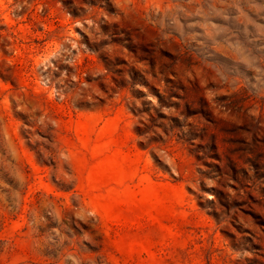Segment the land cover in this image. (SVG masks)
<instances>
[{
	"label": "rangeland",
	"instance_id": "obj_1",
	"mask_svg": "<svg viewBox=\"0 0 264 264\" xmlns=\"http://www.w3.org/2000/svg\"><path fill=\"white\" fill-rule=\"evenodd\" d=\"M0 264H264V0H0Z\"/></svg>",
	"mask_w": 264,
	"mask_h": 264
}]
</instances>
